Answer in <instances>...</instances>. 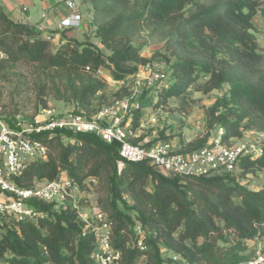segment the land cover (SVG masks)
<instances>
[{
  "label": "trees",
  "instance_id": "obj_1",
  "mask_svg": "<svg viewBox=\"0 0 264 264\" xmlns=\"http://www.w3.org/2000/svg\"><path fill=\"white\" fill-rule=\"evenodd\" d=\"M92 9V41L67 39L56 47L35 27L14 21L0 9V77L19 63L48 72L58 98L93 115L104 104L106 83L96 72L109 70L116 82L137 75L147 64L170 66L172 83L159 90L161 104L194 89L224 92L206 109V135L181 152L209 145L211 134L241 140L245 132L264 133V53L255 17L261 0H83ZM145 34L159 37L161 50L142 55ZM153 90V89H152ZM98 99L99 107H94ZM46 106V105H45ZM137 114L133 124L139 126ZM48 141L49 158L32 163L19 186L57 180L67 172L79 182L96 179L97 201L110 220L119 264H248L249 242L264 238V189L253 191L235 174L200 177L165 175L149 162H123L119 145L95 134H69ZM135 144H138L136 141ZM152 143L144 144L150 147ZM260 157L244 158L241 174L264 171ZM123 163L122 167H120ZM45 217L6 224L0 236V264H96V237L76 209L32 202ZM147 233L141 250L134 227ZM177 257V260L174 259Z\"/></svg>",
  "mask_w": 264,
  "mask_h": 264
},
{
  "label": "built area",
  "instance_id": "obj_2",
  "mask_svg": "<svg viewBox=\"0 0 264 264\" xmlns=\"http://www.w3.org/2000/svg\"><path fill=\"white\" fill-rule=\"evenodd\" d=\"M3 0H0L2 2ZM65 6L70 11L59 26L60 29L78 28L82 24L83 15L76 0H65ZM27 13L29 8H21ZM46 15H43V18ZM102 74L99 69L97 76ZM134 86L125 97L113 104L99 109L88 116L76 109L55 112L41 109L32 118L15 116L7 118L0 107V236L6 224L25 222L29 219L45 217L36 210L32 202L55 204V210L61 211L69 205L78 211L79 217L86 222L87 228L94 232L97 247L92 254L96 264H119L121 251L113 246V229L108 215L95 207L93 214L86 217L81 212L80 202L84 192L78 181L67 172L54 181L36 182L33 187L25 188L16 183V178L23 175L28 167L37 161L46 162L49 158L48 141L59 136L65 142H74L69 134H95L107 144L119 145V155L123 162H149L165 175H184L200 177L205 175H234L239 169L242 159H256L263 153L264 133L258 132L254 143L222 140L223 131L210 140L208 146L191 151L175 150L171 143L155 142L150 147L135 144L133 138L140 128H149L161 122L156 115L147 119L140 116V126L134 130L133 124L137 114L143 111L142 97L145 92L169 81V75L158 65L147 64L137 75L130 77ZM116 84L117 82L114 81ZM119 83V82H118ZM121 163L120 167H122ZM89 179L84 184L95 183ZM10 226V225H9ZM137 245L141 250H147V233L140 224L134 227ZM177 260V257H174ZM145 260L142 257L139 264ZM248 264H264V254L257 255Z\"/></svg>",
  "mask_w": 264,
  "mask_h": 264
},
{
  "label": "rangeland",
  "instance_id": "obj_3",
  "mask_svg": "<svg viewBox=\"0 0 264 264\" xmlns=\"http://www.w3.org/2000/svg\"><path fill=\"white\" fill-rule=\"evenodd\" d=\"M89 6L92 20V9L90 4ZM254 22L257 28L258 43L264 53V0H261V5L257 10ZM93 39L91 41L95 42V45L101 46L99 39L94 34ZM142 41L146 44L142 55L146 58H151L154 53L161 50L163 45L159 37L150 38L146 34ZM151 65H158L167 71L169 81L163 85L170 86L173 81L170 66L165 63ZM101 70L102 74L98 77L106 83L104 104L112 101L118 92L124 95L128 92L126 89L130 90L134 86V81L131 78L115 84L109 70L106 68H102ZM162 88V85H158L156 88H152L153 90L145 92L142 97L143 111H141L142 116H144L143 119H147L149 115H156L160 118L161 122L157 126L154 125L149 128L139 127L133 141L143 145L153 144L157 141L171 143L175 150L179 151L184 149L189 143L206 135L205 111L224 92L213 91L210 94L204 95L192 89L186 95L185 100L183 98H174L163 105L160 103L157 93ZM98 101V99L94 101V107L96 108L99 107ZM0 107L2 114L7 118L22 116L27 119L36 116L41 109H50L55 112L76 109L74 103L58 98L57 91L50 80L48 72L43 71L37 66L25 63H19L0 77ZM218 133L219 130L214 131L210 139L217 136ZM258 140L263 142L261 139H258V132L247 131L244 137L238 141L254 143ZM235 176L242 185L248 187L250 190L258 191L264 189V171H258L256 174L243 177L239 168ZM94 184H85L84 195L79 200L81 212L86 217H90L93 214L95 207L102 210L97 205V201L101 198L102 194ZM248 244L250 259L264 254V238L257 239Z\"/></svg>",
  "mask_w": 264,
  "mask_h": 264
},
{
  "label": "crops",
  "instance_id": "obj_4",
  "mask_svg": "<svg viewBox=\"0 0 264 264\" xmlns=\"http://www.w3.org/2000/svg\"><path fill=\"white\" fill-rule=\"evenodd\" d=\"M76 2L81 7L83 20L80 27L70 29L59 28L62 20L70 14L65 0H3L0 2V9L14 21L35 27L58 47L67 39H76L79 42L94 40L90 6L83 0ZM24 6L29 8L27 13L21 11ZM44 14L46 17L43 18Z\"/></svg>",
  "mask_w": 264,
  "mask_h": 264
}]
</instances>
